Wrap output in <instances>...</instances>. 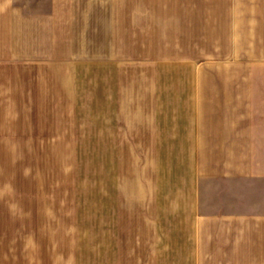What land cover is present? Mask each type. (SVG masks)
I'll return each instance as SVG.
<instances>
[{"label": "crops", "instance_id": "0c3cea01", "mask_svg": "<svg viewBox=\"0 0 264 264\" xmlns=\"http://www.w3.org/2000/svg\"><path fill=\"white\" fill-rule=\"evenodd\" d=\"M167 2L0 0V146L50 147L65 170L75 147L126 148L114 264H264V0ZM82 116L111 143L87 141ZM45 173L40 236L8 253L80 264Z\"/></svg>", "mask_w": 264, "mask_h": 264}, {"label": "rangeland", "instance_id": "374dc122", "mask_svg": "<svg viewBox=\"0 0 264 264\" xmlns=\"http://www.w3.org/2000/svg\"><path fill=\"white\" fill-rule=\"evenodd\" d=\"M118 1L120 5H125L126 0ZM166 5L167 9L175 8L176 5L187 12L203 14L207 10V0H177V3L168 0ZM82 118V126L88 129L83 132L87 135V141L111 143L108 131H94L92 116ZM7 137L10 138L9 134ZM49 148L0 146V264H13L14 243L8 241H13L15 234L24 236L36 233L40 236L41 223L32 206L35 193H39L38 178L34 177V183H30L31 172L37 169L45 170L47 179H50V183L41 187L47 199L52 200L55 190L58 192L57 207L74 209V235L80 264H114L115 260L111 256L116 250V243L122 244L125 239L119 228L121 211L117 192L124 182L122 175L127 172L122 160V153H125L126 148L98 144L75 147L74 165L71 158L67 170L65 166L59 169L54 166L55 161L50 156L52 152ZM55 173L58 174V179L55 178ZM66 187H69L68 194L63 192ZM72 214L73 210L70 216ZM62 217L63 212L60 210L57 215L48 219L57 222ZM10 245L12 253H8Z\"/></svg>", "mask_w": 264, "mask_h": 264}]
</instances>
